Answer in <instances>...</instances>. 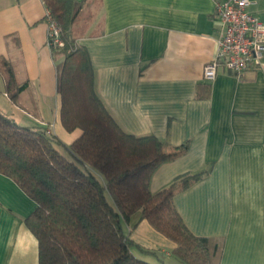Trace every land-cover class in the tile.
I'll return each instance as SVG.
<instances>
[{
  "label": "crops",
  "instance_id": "obj_1",
  "mask_svg": "<svg viewBox=\"0 0 264 264\" xmlns=\"http://www.w3.org/2000/svg\"><path fill=\"white\" fill-rule=\"evenodd\" d=\"M217 1L87 0L93 34L78 42L89 54L95 92L125 132L186 144L154 170L150 191L204 172L174 196L184 223L197 236L222 239L220 264H264V58L240 78L222 68L213 79L203 78L220 35ZM249 10L264 22V0H252ZM46 12L42 0H0V56L13 64L17 85L25 86L15 101L1 91L20 112L17 123L47 128L66 149L81 130L69 132L60 120L56 64L62 57L47 44ZM9 107L0 110L8 115ZM34 209L35 202L0 173V264H38L37 240L24 223ZM123 227L163 263L172 257L174 243L140 212Z\"/></svg>",
  "mask_w": 264,
  "mask_h": 264
},
{
  "label": "trees",
  "instance_id": "obj_2",
  "mask_svg": "<svg viewBox=\"0 0 264 264\" xmlns=\"http://www.w3.org/2000/svg\"><path fill=\"white\" fill-rule=\"evenodd\" d=\"M42 2L44 19L58 24L62 41L51 47L55 58L62 57L56 64L60 120L69 132L81 130L66 150L83 167L62 152L61 141L47 128L21 125L0 110V173L35 202L24 223L37 240L38 264H164L156 251L141 247L124 229L123 222L135 212L174 243L170 253L178 264H220L222 239L195 235L174 204L177 192L204 172L176 177L155 192L149 189L154 170L182 154L186 144L172 146L153 135L125 132L95 92L89 54L78 42L91 33L89 3ZM0 75L2 91L15 101L25 86L17 85L14 66L3 56Z\"/></svg>",
  "mask_w": 264,
  "mask_h": 264
},
{
  "label": "built area",
  "instance_id": "obj_3",
  "mask_svg": "<svg viewBox=\"0 0 264 264\" xmlns=\"http://www.w3.org/2000/svg\"><path fill=\"white\" fill-rule=\"evenodd\" d=\"M252 0H218L216 16L220 22L215 55L203 66V78L213 79L219 68L237 77L262 66L264 22L249 7ZM47 44L62 45L58 24L47 17Z\"/></svg>",
  "mask_w": 264,
  "mask_h": 264
},
{
  "label": "rangeland",
  "instance_id": "obj_4",
  "mask_svg": "<svg viewBox=\"0 0 264 264\" xmlns=\"http://www.w3.org/2000/svg\"><path fill=\"white\" fill-rule=\"evenodd\" d=\"M3 89V81H2V78H1V75H0V91ZM0 101H1V104L0 106L4 108V106H10L7 111H4L5 113H7L9 115V117L13 118V119H16V117L18 116V114H20V112H18V110L16 109V105L15 103L11 102V101H5L6 99L3 97V92L1 91L0 92ZM5 102V103H4ZM9 111V112H8ZM22 123H25V122H22ZM60 149L62 150V152L70 159L74 160L78 165H80L81 167H83L82 163L79 162L77 159H75L72 155H71V152H69L68 150L64 149V148H61ZM98 177L101 176L102 178V175H100L99 173L95 172ZM108 199L111 201L112 204H114L113 202V199L111 197V195L109 194V192H105ZM135 254L138 255V252L135 251ZM162 259V257H160ZM178 264V261L175 259V257H170V259L168 258H165L164 259V264Z\"/></svg>",
  "mask_w": 264,
  "mask_h": 264
}]
</instances>
